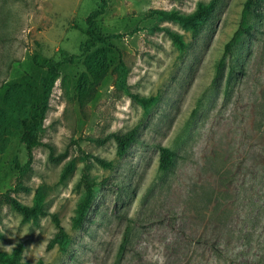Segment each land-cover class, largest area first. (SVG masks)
<instances>
[{"label": "rangeland", "instance_id": "obj_1", "mask_svg": "<svg viewBox=\"0 0 264 264\" xmlns=\"http://www.w3.org/2000/svg\"><path fill=\"white\" fill-rule=\"evenodd\" d=\"M100 0H0V105L11 84L36 62L79 54L87 15ZM209 0H107L97 27L110 38L106 76L86 100L77 81L86 71L77 57L60 72L32 162L19 130L0 138V252L18 251L30 264H206L216 241L253 232L254 176L264 165V0L251 35L225 51L239 27L245 0H220L196 38L152 10L192 12ZM181 35L180 50L163 29ZM157 96L145 109L117 84ZM234 84L226 90L231 65ZM138 128V141L118 157L113 134ZM96 139L104 140L99 143ZM159 146L175 152L169 170L159 168ZM95 157L113 162L99 165ZM68 162L72 172L60 174ZM82 176L96 177L95 198L83 226L71 227L83 192ZM32 205L43 197L47 214L25 221L4 194ZM70 236L66 249L53 242L57 228Z\"/></svg>", "mask_w": 264, "mask_h": 264}, {"label": "trees", "instance_id": "obj_2", "mask_svg": "<svg viewBox=\"0 0 264 264\" xmlns=\"http://www.w3.org/2000/svg\"><path fill=\"white\" fill-rule=\"evenodd\" d=\"M263 0H245L243 2L242 17L239 27L234 32L232 38L226 43L225 51L232 48L237 49L242 42L251 35L253 22L257 15L256 9ZM220 0H209L200 2L196 8L189 13H182L175 10H152L150 14L162 20H170L180 24L187 29L192 38H196L203 30L211 16L213 15ZM107 0H100L96 9L91 11L85 18L86 23V39L79 46V54L68 55L62 53L60 58L55 60L45 58L37 61L36 70L40 72L38 76L28 75L11 84L1 99L0 105V138L10 129H18L19 142L24 146L27 161L29 165L33 159V150L41 145H46L42 141L43 121L45 114L49 109V99L52 89L61 70L67 64H72L77 57H85L84 62L86 71L83 72L77 81V95L80 99L86 100L95 86L106 76L109 64L106 61L110 53L108 43L110 38L118 35H105L98 30L97 20L101 17L106 8ZM172 39L173 43L182 51L186 50L187 45L182 40L181 35L169 29H163ZM239 67L231 65L226 79V90H229L234 84V73ZM117 72L116 84L124 90L134 101L139 103L145 109L153 107L157 100V96H140L131 93L126 87V67L122 61L115 68ZM264 132V131H263ZM116 141V155L124 156L131 145L138 141V128L134 127L122 134L112 135ZM96 142L104 140L96 139ZM50 148V158L58 160L65 155L61 153L53 156V149ZM159 168L161 170H169L173 165L175 152L171 149L159 146ZM96 162L104 168H112L113 162L106 161L102 158L95 157ZM73 170V163L68 162L60 174V180L63 181ZM255 201L253 202V232L244 233L235 239L236 245L231 246L232 238L228 237L220 241H216L213 245L220 246L218 252H212L211 259L206 264H264V165L263 169L254 176ZM83 192L78 199L75 207V215L71 220V227L78 229L83 226L87 212L92 206L95 198L94 187L99 184L96 177L82 176L81 181ZM4 198L10 207L19 212L25 221L36 220L37 218L47 214L43 207V197L37 194L32 205L21 203L8 193L4 194ZM52 221L57 228L56 236L53 240L61 249H66L70 243V236L61 227L59 219L56 215L52 216ZM0 264H30L20 263L18 261V251L12 254L0 252ZM42 264V263H38Z\"/></svg>", "mask_w": 264, "mask_h": 264}]
</instances>
